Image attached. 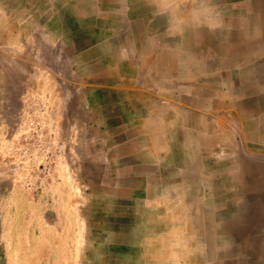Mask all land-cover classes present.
<instances>
[{
	"label": "rangeland",
	"instance_id": "rangeland-1",
	"mask_svg": "<svg viewBox=\"0 0 264 264\" xmlns=\"http://www.w3.org/2000/svg\"><path fill=\"white\" fill-rule=\"evenodd\" d=\"M0 264H264V0H0Z\"/></svg>",
	"mask_w": 264,
	"mask_h": 264
}]
</instances>
